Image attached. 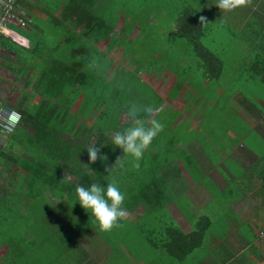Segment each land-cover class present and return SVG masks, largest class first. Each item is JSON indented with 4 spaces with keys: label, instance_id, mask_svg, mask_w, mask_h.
Returning a JSON list of instances; mask_svg holds the SVG:
<instances>
[{
    "label": "crops",
    "instance_id": "1",
    "mask_svg": "<svg viewBox=\"0 0 264 264\" xmlns=\"http://www.w3.org/2000/svg\"><path fill=\"white\" fill-rule=\"evenodd\" d=\"M76 1L19 2V9L28 23L25 28L9 26L14 39L5 37V40L9 39L7 49L2 47L6 43L0 39V90L5 92V96L15 93L18 95L20 89L30 90L29 86L33 85L34 77L40 73V68L38 71L35 68L40 65L41 59L45 62L46 57L55 61L53 73L72 76L86 74L88 81L93 83L96 61L98 68L103 65L105 83L113 81L112 77L117 75L118 79L126 74L134 77V88H139H135L138 91L135 103H142L143 90H150L152 97L149 99L145 95V99L149 100L147 108L150 111L143 113L137 104L133 110L145 124L151 125L153 121H157L162 127L145 149L147 153L144 150L138 166L132 164L131 167V158L125 154L124 163L128 164V177L121 186L125 194V215L116 226L109 231L100 230L90 213L80 212L77 205L74 209L66 207V198L56 199L55 195L42 199L40 195L34 200L25 198L15 212L26 222V226L22 228L25 231L23 235L31 243L0 246V251L6 250L4 254H0V264H264V200H256L264 197V193L254 189L242 194L238 189L244 185L242 181L248 183V180L242 178L249 175L252 181H256L255 187L264 192V175L258 174H264V107L258 104L264 105V97L257 94V88L253 87L264 85V0H248L251 1L250 4L246 2L245 6L225 14H221L217 6L207 7L205 0H201V4L197 3L212 21L217 18L215 28L218 26L217 33L220 34L217 43H223L221 34L227 30L228 40L231 37L235 43H245L249 62L238 67L233 66L228 78L224 76L222 58L218 52L213 51L219 75L215 80L207 77L198 82L197 86L184 84L182 90L186 92L197 90V93L192 92L190 95H174L171 91L178 73L175 66L167 67L158 77L155 71H148L146 68L148 61L174 58L173 52L167 51L166 54L162 49L150 50L144 47V44L150 42L161 43L163 36L166 41H176L174 21L167 25L164 23L170 16L174 3L168 0L153 3L151 9L156 12L149 18H143L141 12L147 7L132 9L125 0H83L84 3ZM128 11L135 13L130 19L126 16ZM137 11L142 14L138 19ZM73 12H81L79 15L84 16L86 23H80L77 19L78 13ZM104 12L109 13L113 20H104L101 14ZM93 13L102 16V20L98 22L101 27L114 25L110 33L94 31ZM127 24L131 29H126ZM204 28L207 33L210 32L206 21ZM232 51L231 56L236 53L234 49ZM80 55L88 59L84 65L77 64L79 59H71ZM241 66L247 69L244 77L239 72ZM226 89H231L234 93L227 95L224 93ZM38 98L36 96L30 102L29 111L35 107ZM73 99L70 119L81 100L78 97ZM256 107L260 109L257 110ZM88 112L89 110L83 115L87 121L90 115ZM119 121L130 123L133 120L129 115L123 114ZM226 121L231 123H225ZM58 138L67 140L63 147L60 143L52 145L60 154L76 155L80 152V138L77 137L75 142H69V139H74L69 135H60ZM223 140H227L225 145L221 143ZM108 143L102 145V154L107 156V160L99 162L103 173L109 172L113 163L110 158L113 150ZM90 144L91 142L85 149ZM253 144L263 149L261 155ZM21 149L23 148L15 147V153L38 154L34 147H30L31 150ZM36 149L41 151V147ZM209 160L216 163L212 166L207 162ZM85 162H89L88 158ZM251 167L260 169H257V175L251 173ZM66 168L71 170L69 164ZM196 170H201L214 184L213 188L222 193L227 201L225 210L215 213V219L205 216L203 210H197L194 213L197 221L192 223L191 216L178 209L177 202H181L180 198L186 197L188 204L199 209L201 206L205 208L213 199V195L205 188L199 190L200 181L196 179L194 183L188 175V172H193L194 175ZM158 171L166 172L168 177L160 184L167 188L165 192H161L162 199H169L168 204L163 207L167 214L163 217L166 219L165 223L178 226L184 234L193 232L199 220L207 219L209 224L202 232L200 243L178 259L170 257L157 244L153 246L149 242L150 238H158L160 220L156 211H148L143 204L146 200L142 196L143 182L147 181L151 188H158ZM37 176L41 177L40 173ZM70 176L67 179H71ZM179 176L183 180L178 179ZM20 178H16L17 183L21 182ZM3 183L4 180L0 182ZM31 184L54 187L60 185V182L54 178L41 177ZM21 185H25L24 182ZM129 187L133 189L132 192L127 189ZM234 192L237 195L235 198ZM153 193L159 195L150 190V200L155 197ZM35 218L37 221L33 220ZM117 229H120L117 233L134 235L135 252H129L122 239L111 240L109 236H113Z\"/></svg>",
    "mask_w": 264,
    "mask_h": 264
},
{
    "label": "trees",
    "instance_id": "2",
    "mask_svg": "<svg viewBox=\"0 0 264 264\" xmlns=\"http://www.w3.org/2000/svg\"><path fill=\"white\" fill-rule=\"evenodd\" d=\"M46 1L48 0H44V2ZM197 1L198 0H177L172 6L170 16L164 22L167 25L174 21L177 34L174 39L176 40L175 42H181L182 45H180V48L177 46L169 49L164 47V49L162 44L167 42L164 36L161 43L157 41V43L150 42L144 44V47H148L150 50L162 49L166 54L167 51L173 52L174 58L148 61L146 68L148 71H155L158 77L167 67L175 66L178 73L176 74L174 88L171 89L174 95H177V93L182 95H190L192 92L197 93V90L189 92L182 90L184 89L183 85L188 83L190 86H197L198 82L204 81L205 78L208 77L209 79L215 80L219 75L218 67L214 63L215 57L212 53L213 49L208 48L204 43V40L209 36V33H207V30L204 28L205 21L207 24L208 20H212V18L208 17V14H206L204 10L193 7ZM19 2L21 3V0L18 1V4ZM76 2L84 3L85 1L77 0ZM151 5L152 4H148V6H146L147 9L144 7L145 9L143 10V12H146L148 18L156 12L151 9L153 8V5ZM90 12L88 14L89 18L91 16ZM73 13H78L77 19L80 23L82 21L86 23L84 16H82V14L79 15L81 12ZM101 14L104 20H113L109 13L104 12ZM134 14L135 13L128 11L126 16L130 19ZM98 15L99 14L93 13V19L95 21L94 31H104V34L110 33L114 25H103L101 27L98 22L102 20V16ZM205 15H207L209 19H207ZM201 16L205 17L203 24L199 19ZM224 19L227 20L225 17ZM110 23H112V21H110ZM126 27V29H131V26L128 24ZM227 32L226 30V33ZM222 33L225 34L224 31ZM0 39H2V42L6 43L2 45V47L7 49L6 45L9 39L5 40L6 38L3 36H0ZM153 42L156 41L153 40ZM83 48L85 47L83 46ZM174 49H176L175 52ZM176 57H180V59ZM71 59H79L77 61L79 65H84V63L88 62V59L81 55L79 57H71ZM41 62H39L40 65L38 67H34L35 70L40 68V73L34 77L33 85L29 86L30 90H18V95L12 104H9L8 98H5V92L0 90V104H6L12 107L21 115V124L0 143V182L3 180L5 181V183L0 184V246L9 244L11 246L18 240L21 244L31 243L30 239L23 235V230L20 228L17 229V224L19 227L23 226L19 222L21 217L17 215L15 210L16 207H21L20 205H22V201L25 198L34 200L40 197V195H42L41 199L45 196L55 195L56 197L54 198L56 199L62 200L66 198L67 203L64 204L66 207H72L74 209V206L77 205L79 206V211L82 212L84 210L80 207L79 203L77 202V204H75L76 202H74V199H76L75 189L77 186L83 185L87 187L91 183L107 184L109 182H115L119 188L123 186L128 177L126 171L128 164L124 163L126 155L122 153L121 149L110 144L111 136L115 130L123 129L134 124L133 119L130 125L119 121V118L123 114L129 115V113L133 111L135 104H137L144 113V109L149 102V100L145 99V95L148 96L149 99L150 96L152 97V92L150 90L143 91L141 94L142 103H135V95L138 91L134 88V77L126 74L120 76L118 79L117 77L119 75H117L112 77L114 78L113 81L105 83L103 80L105 77V74H103V65L98 68L96 61L93 83L88 81L89 78L86 74L72 76V74L58 75L53 73L55 65L54 59L46 57L45 62H43L42 59ZM74 86L77 87V89H72ZM224 93L230 95L234 93V91L226 89ZM36 96L39 97L37 104L29 111L28 106ZM74 97H78L81 100L73 114V118L70 119L72 117L70 111L75 100L73 99ZM259 109L258 107L257 110ZM87 110H89L87 114H90L89 121L83 118ZM138 116L139 114H137V117ZM146 126H150V124H146ZM60 135H69L74 138L69 139V142L73 140L75 142L77 137L80 138L82 141H78V143H80V152L76 153V155L66 153L60 154L58 151L54 150L52 145L56 143H60L62 147L65 146L67 140L65 138H58ZM4 140L5 142H3ZM90 142L91 144L97 143V146L100 148V153H102L103 148V144L101 143L109 142L108 144L113 150L110 154L113 163H111V170L109 172L105 171L103 173V170L100 169L99 162L101 163V161L99 158L95 162H85L86 158H88L87 155L85 156L87 152L85 148ZM15 147L23 148L21 150H31L29 148L34 147L38 154L36 155L29 152L17 154L14 150ZM37 147H41V151L37 150ZM145 151L147 153V150ZM68 164L71 167L70 171L66 168ZM132 164L133 162L130 160L131 167L133 166ZM44 168H46L47 171L44 172ZM37 173H40L42 178H54L56 181L60 182V185L43 187L31 184L32 181H37L41 178L37 176ZM165 173L163 171H158L157 173L158 188H151L147 181L146 183L143 182L144 193L142 196L146 197L143 204L148 211L154 208V211L159 213L160 232L157 234L158 238L156 240L150 238L149 242L153 246L158 245L159 249L167 253L170 257L178 259L193 249L196 244L200 243L203 237L202 232L209 227V224L207 219L199 220L193 232L184 234L178 226L165 223L166 219L163 217L167 214L164 212L165 210L163 207L168 204L169 200L162 199L161 193L162 190L165 192L167 189L161 186L163 184L162 181L168 179ZM142 174L145 175V173ZM68 175H72L70 176L71 179H67ZM131 175L133 176L132 173ZM18 177H21L20 183L16 182V178ZM22 182H24L25 185H21ZM25 182H28V184ZM120 189L124 192L123 187ZM127 189L131 192L133 191L130 187ZM150 190L156 191L159 195L153 193L155 197L150 200ZM69 201L71 202L68 203ZM155 204H161L159 210H155V208H159L156 207ZM10 213L14 214H12L13 218L10 217L12 215L9 216ZM33 220L37 221V218ZM11 222H14L16 225Z\"/></svg>",
    "mask_w": 264,
    "mask_h": 264
},
{
    "label": "clouds",
    "instance_id": "3",
    "mask_svg": "<svg viewBox=\"0 0 264 264\" xmlns=\"http://www.w3.org/2000/svg\"><path fill=\"white\" fill-rule=\"evenodd\" d=\"M245 3L246 0H215L214 4L220 11L228 13ZM199 19L203 24L205 17L201 16ZM144 111L148 112L150 109L146 107ZM129 116L134 120V124L115 130L111 136L110 144L121 149L122 153L131 158L134 166H138L144 150L158 134L162 125L157 121H153L150 126H146L143 119L137 117L135 110L131 111ZM86 151L89 162H95L98 158L101 162L107 160V156L100 153L97 143H92ZM75 197L74 202H78L86 213L92 215L98 228L102 231L111 230L125 215L123 207L125 194L115 182L107 184L91 183L87 187L77 186Z\"/></svg>",
    "mask_w": 264,
    "mask_h": 264
},
{
    "label": "rangeland",
    "instance_id": "4",
    "mask_svg": "<svg viewBox=\"0 0 264 264\" xmlns=\"http://www.w3.org/2000/svg\"><path fill=\"white\" fill-rule=\"evenodd\" d=\"M165 1H167V0H126V2H127L126 4L128 6H131V8L133 9L134 7H136V8H139L140 6L141 7L142 6L146 7V6H148V4H153V3H156V2H165ZM168 1H170L171 3H174V4L177 2V0H168ZM203 1L198 0L197 2H195V4H194L195 8L199 9V5H196V3H200V2H203ZM205 1L207 3V7H211V5L216 6L214 4L215 3L214 0H205ZM115 2H120V0L115 1ZM246 2H247V4H250L251 1L246 0ZM245 5H246V3L244 4V6ZM136 13H137V19L140 18V16L142 14H143V18H145V16H147L145 11L144 12L142 11V14L140 13V11H137ZM200 13H202V12H200ZM220 13L221 14H225V12H223V11H221ZM226 15H228V14H226ZM216 19L217 18H215L213 21L212 20L208 21V29H209L210 32L208 34L209 36L204 40V43H205V45L208 48L213 49V51H215V52H218V54L220 55V58H222V61H223V67H224V73H225L224 76L229 78V76L231 75V68H233V66L238 67V65H242L244 63H248L249 62V60H247V58H248V50H247V47H245V43H235V42H233V39L231 37L228 40V36H227L228 34L226 32H225V34H223V33L221 34V36L223 37V43L222 44H218L217 43L218 42V35H220V34L217 33L218 26L215 28V24H216L215 22L217 21ZM221 36H220V38H222ZM162 45H163V48L166 47V48L169 49V48L177 47V46H179V48H180V45H182V44H181V42H175L174 43L172 41L167 40V42H164ZM233 45H234V47H233ZM52 49L55 50V48H53V47H52ZM233 49H234V51L236 53H234L231 56V52H233L232 51ZM175 51H176V49H174V52ZM229 54H230L231 58L229 57ZM176 58L180 59V57H176ZM243 67L244 66H241V68H239V72L241 71V73H242V75L244 77V76L247 75V69L245 67L244 68ZM242 68H243V70H242ZM237 83H239V82H237ZM253 87L257 88V94H259L260 96L264 97V85H257V86H253ZM135 88L139 89L138 87H135ZM249 93L251 94V92H249ZM16 96L17 95L15 93V94H10L8 96H5V98H8L9 104H12L13 101L15 100ZM135 98H138V97L135 95ZM263 102H264V100H263ZM258 104L260 106L264 107V105L262 103H258ZM225 123H231V121L230 122L226 121ZM127 125H130V123L127 122ZM221 143H223L225 145L227 143V140H223ZM253 146L258 151V153L261 155L263 149L260 146L256 145V144H253ZM208 151H209V153H211L210 149ZM260 155L257 154L258 157H260ZM207 162L210 163L212 166H213L214 163H216L214 160L213 161L209 160ZM201 164H203V162ZM229 166L230 167L232 166L231 161H230ZM250 169L252 170V172H251L252 174L253 173L256 174V173H258V170H260V169H258V167H254L253 169L251 167ZM201 170H200V172H198V170H196V172H197V173H195L196 174V178H195V174L193 175V172H188V175L193 179L194 183H196L195 182L196 179H197L196 181H200L201 185H199V184L198 185L201 186V188H199V190L201 191L202 188H205L207 190V192H210L213 195V199H211L206 204L205 208H202V206H201V209L196 208V207L194 208L193 204H191V205L188 204L189 202L186 200V197H183V196L182 197L180 196L181 197L180 198L181 202H177V204L179 206L178 209L180 211H182V213L186 214L187 216H189V217L191 216L192 223L197 221V220H195V215H194V213H196L197 210H201V211L203 210V213L206 214L205 216H208V218L210 217L212 219L213 218L215 219V217H216L215 213L223 212V210H225V208H224L225 201H227L225 199V197L222 196L223 195L222 193L216 191L213 188L214 184L209 180L208 177L203 175V172ZM258 174L261 175V176L264 175V174H261V173H258ZM249 177H250L249 175H247V176L244 175V177L242 178L244 180H248V183H246L245 181H242V184H244V185H242L241 187H238V189L241 190L240 192L242 194H247L249 191H252V190L255 189L256 191H260V192L264 193L262 189H260L258 187L257 188L255 187L256 186V181H254V179L252 181L251 178H249ZM178 179H182V176H179ZM249 180H251V181H249ZM232 189H233V187L231 188V190ZM192 190H193V187L190 188V191H192ZM257 194L258 193H253V195H257ZM235 196H237V195L234 192L233 193V197L235 198ZM261 196H263V195H261ZM253 200H255V198H253ZM256 200H259V201L261 200L262 201V200H264V197L256 198ZM155 206L159 207V208H155V210H159L160 207H161V204H155ZM153 210H154V208H153ZM12 214L13 213H10L9 216L12 215ZM13 215L10 216V217L13 218ZM11 223L16 225L14 222H11ZM20 224H22V226H26V223H24L23 221H20ZM18 228L22 229L23 227H19V225L17 224V229ZM119 230L120 229H117L116 233H114L113 236L112 235L109 236L111 238V240L119 241L120 239H122L124 241V243H126L125 246L127 247V250L129 252H135L134 249H136L135 248L136 245H135L134 240H133L135 238L134 235L133 234L124 235V234L117 233ZM24 233H25V231L23 232V234ZM15 245L16 246H20L21 245L20 241L18 240L17 242H15ZM137 248H139V247H137ZM5 252H6V250H2V251H0V254H4Z\"/></svg>",
    "mask_w": 264,
    "mask_h": 264
},
{
    "label": "built area",
    "instance_id": "5",
    "mask_svg": "<svg viewBox=\"0 0 264 264\" xmlns=\"http://www.w3.org/2000/svg\"><path fill=\"white\" fill-rule=\"evenodd\" d=\"M18 1L0 0V36L14 39L9 26L26 27L27 19L18 8ZM20 124V113L6 104H0V143Z\"/></svg>",
    "mask_w": 264,
    "mask_h": 264
}]
</instances>
